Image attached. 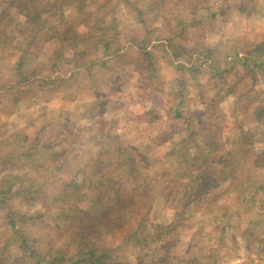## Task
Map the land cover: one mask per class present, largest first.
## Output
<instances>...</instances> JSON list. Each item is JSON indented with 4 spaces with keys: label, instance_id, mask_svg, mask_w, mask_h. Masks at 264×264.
<instances>
[{
    "label": "rangeland",
    "instance_id": "rangeland-1",
    "mask_svg": "<svg viewBox=\"0 0 264 264\" xmlns=\"http://www.w3.org/2000/svg\"><path fill=\"white\" fill-rule=\"evenodd\" d=\"M29 1L57 16L32 43L9 30L0 45V264L60 250L61 264H82L88 244L110 251L105 264H264V0ZM70 29L85 46L63 40ZM143 41L150 86L134 65ZM208 167L212 189L187 206L180 183L200 194ZM129 172L150 237L126 239L131 220L71 237L68 216L106 210L95 186Z\"/></svg>",
    "mask_w": 264,
    "mask_h": 264
},
{
    "label": "trees",
    "instance_id": "trees-1",
    "mask_svg": "<svg viewBox=\"0 0 264 264\" xmlns=\"http://www.w3.org/2000/svg\"><path fill=\"white\" fill-rule=\"evenodd\" d=\"M12 9H15L16 13L24 18L23 23H18L16 21V17L12 15ZM196 12L194 14H196ZM55 16H57L55 7L53 4H48V2L44 5L35 6L30 4L29 0H0V45L3 38L9 39V30H15L16 33H20L21 36H25L28 33L31 34L30 42L32 43L41 30L46 28V25L51 21V18ZM64 20V14H59V21H55V25L63 23ZM197 24L201 25L200 22ZM70 31L71 34L63 37V40L72 49L80 43H85L83 44L85 46L86 41H89L86 37L87 35L82 38L80 33L74 32V29H70ZM103 33L107 32L105 31ZM91 35L92 32H90V36ZM103 37L105 38L104 34ZM7 41L10 42V39ZM101 42H105V44L107 42L108 49L111 47L110 42L106 41V39H103ZM95 47L97 49V46ZM146 47L144 41L140 43V48L137 54L134 55V65L140 76V82L143 85L150 86L156 76V69L153 62V54L149 52ZM119 51L120 49L116 50L118 54L120 53ZM116 52H114L115 55H117ZM108 53L109 52L106 51V55L103 56H108ZM56 54L58 56L57 60L64 57V55L60 54L58 51H56ZM114 54L112 55L114 56ZM84 56H86L85 53ZM106 130L107 126L102 123L99 133L102 132V135L106 136ZM217 150H219L218 145L211 146L208 148V153L212 154ZM61 158L67 159L64 156ZM216 173L217 171L210 167L200 170L199 175H197L193 183V185H197V192L200 193L197 195L190 190L189 184L180 183V186L184 187L183 196L186 199L187 206L191 200L192 202L195 200L198 201V197L203 198V195H206L208 193L207 191L212 189V186L209 183V176L215 175ZM135 180L136 178L134 174L129 172L126 176H109L107 179L97 184L95 186L96 202L107 204V209L103 210L101 213H96L94 211L77 208L74 214L67 218L68 227L70 228L69 235L75 239L88 242L91 238H99L104 232L112 233L117 229H122L125 222L131 220L134 226H132L131 231L126 234V239L140 240V236H142V238L144 237V239L150 237L151 234L149 232H144L143 230V226L146 225L148 219L146 212L143 210V207L148 203L146 199L147 193L142 189L138 190L133 188ZM174 189L177 190V187H174ZM192 196H195L196 198H193ZM55 203L64 204L58 200H56ZM177 216H179V214ZM174 226L175 222L171 223L169 226H161V228L158 226V232L155 235H165L166 237L174 229ZM89 247L88 244V250H86V252H83L85 250L82 248L80 263L105 264V260L110 257L108 255L110 251L107 250V248L99 249L97 246H94V248ZM63 261H65L64 252L60 250L56 254L50 256L47 264H61Z\"/></svg>",
    "mask_w": 264,
    "mask_h": 264
}]
</instances>
